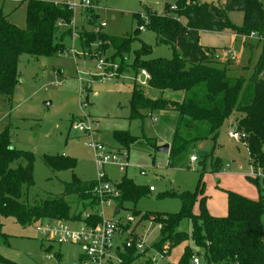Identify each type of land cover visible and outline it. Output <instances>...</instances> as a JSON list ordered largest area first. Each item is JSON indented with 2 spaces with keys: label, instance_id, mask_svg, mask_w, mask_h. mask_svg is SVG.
<instances>
[{
  "label": "trees",
  "instance_id": "1",
  "mask_svg": "<svg viewBox=\"0 0 264 264\" xmlns=\"http://www.w3.org/2000/svg\"><path fill=\"white\" fill-rule=\"evenodd\" d=\"M175 5L176 9L167 3L163 14L145 8L144 16L140 13L135 15L140 23L136 32L141 26L154 31L158 42L172 46L171 59H144L152 52V48L143 43L132 63L126 62L125 53H130L135 40L132 35L113 38L103 31L95 34L83 30L79 36L82 46L92 50V44L101 41L104 52L112 50L111 58L119 62L121 73L132 72L137 75L141 70L148 72L150 79L146 85L158 91V95H149L141 82H135L130 117L142 118V109L177 112L170 143V164H174L202 140L213 141L215 150L225 121L234 112H239L241 116L237 119L236 128L247 135V148L255 165L264 166V44L249 87L242 96L248 86L246 79L228 73L235 60L223 56V49L204 46L200 42L201 31L230 32L244 37L256 34L264 42V1L226 0L209 3L206 0H177ZM233 11L244 14L242 25H236L230 19L229 13ZM73 14L66 1L28 0L27 26L22 29L0 11V100L11 103L13 99L20 82L18 62L22 54L52 57L66 50L62 40L71 36L72 29L68 25L73 21ZM89 16L90 22L98 18L95 13ZM59 22L67 27L60 34L62 27L59 28ZM10 129V125H6L0 131V244L9 246L10 237L3 231L2 218L11 217L27 227L46 220L78 221L86 211H91L93 215L87 221L93 225L100 223V200L91 191L96 181L84 182L74 177L66 185L63 195L34 205L22 201L24 190L35 183V156L32 151L14 147ZM114 137L124 147L136 140L126 131H115ZM45 161L55 170L74 169L77 165L75 158L60 154L46 155ZM214 164L215 170L219 171V162ZM115 186L120 192V196L115 199L118 209L123 207L125 201H136L147 193L146 187L127 177H123ZM72 193L83 201L77 204L80 208L77 212L66 199V195ZM226 193L229 207L226 216L210 214L205 198L200 201V212L195 214L192 209L196 194L182 193L183 208L179 212L154 216V222L161 225L162 234L154 245L155 249L167 250L169 254L173 247L191 240L199 250L194 251L187 244L179 264H189L194 254L203 255L207 264H264V193L260 189L258 200L236 191L227 190ZM133 213L141 214L137 210H133ZM149 216L146 213L142 218ZM183 220L191 223L189 233L178 230ZM143 255L135 248H126L121 255L122 264H148L149 260ZM3 263L15 264L0 253V264Z\"/></svg>",
  "mask_w": 264,
  "mask_h": 264
},
{
  "label": "rangeland",
  "instance_id": "2",
  "mask_svg": "<svg viewBox=\"0 0 264 264\" xmlns=\"http://www.w3.org/2000/svg\"><path fill=\"white\" fill-rule=\"evenodd\" d=\"M27 1L0 0V11L8 15L18 27L25 29ZM52 1L74 3V0ZM176 1L94 0V8L78 6L73 14V21L79 26L78 35L72 37L71 32V36L68 35L62 40L67 51L52 57L22 54L18 62L20 82L13 99L11 103L0 100V131L10 125L14 147L32 151L35 156V183L24 190L22 201L34 205L63 195L66 185L72 182L74 177L84 182H92L100 179V172H104L108 182L113 185L119 183L123 177L133 179L138 185L146 187L147 193L136 201H125L121 209H117L116 202L104 204L100 212L109 219L116 215H132L135 219L132 227L136 228L138 235L145 241L150 257L158 259L160 264H179L187 244L191 245L194 251L199 250L190 240L173 247L166 260H161L155 253L154 245L161 239L162 234L160 224L153 222L151 217L156 214L179 212L183 208L182 193L196 194L192 209L195 214L200 212V201L205 198L207 210L214 216L228 214L227 190L236 191L254 200L260 198L259 185L251 176L255 163L250 157L247 144L243 140L236 141L229 135L231 131H237L236 122L241 116L239 112H234L225 121L215 150L213 141L202 140L174 164H170L169 153L161 152L158 148L172 142L177 112H151L142 109V118L131 119L132 90L135 82L140 83V80H137V77L141 78L140 74L124 73L122 78L111 81H93L85 93L79 90L77 69L96 72L95 59L89 56L84 58L82 55L84 51L89 50L82 46L80 31L93 30L96 25L105 22L106 26L102 31L113 38L132 35L135 40L130 53H125V58L127 56L128 59L126 62L132 63L136 51L143 43L152 48V52L144 56V59H171L172 46L158 42L154 31L141 26L136 32L140 23L135 15L140 13L144 16L145 8L163 14L167 3L173 7ZM206 1L211 3L226 0ZM92 13L98 15L93 23L89 21V15ZM61 27L63 31L67 30L64 25ZM61 29L58 34L62 33ZM263 44V40L258 36L233 37L230 51L237 57L229 67L228 73L246 79L248 86L242 96L249 87L255 66L263 53ZM72 49L76 53H73ZM226 49L221 51L223 56H227L224 52ZM56 71H60L61 76L57 77ZM142 87L149 95H158V91L148 85ZM88 116L93 122V139L118 154L120 162L126 165L125 170H121L120 165L115 163H108L103 169L97 167L93 151L86 145L91 139L90 136L73 127V124L83 118L86 120ZM115 131L129 132L136 140L124 147L116 141ZM59 154L75 158L76 167L67 170L50 168L45 161L46 155ZM191 156L197 157V161L191 163ZM216 161L221 166L219 171L215 170ZM150 186H153L155 191H148ZM66 199L72 203L74 210L77 209L76 212L80 210L77 204L83 201H80L77 194H67ZM133 210L141 214H134ZM146 213L150 216L142 218ZM2 224L3 231L10 237L9 246L0 244V253L15 264H73L79 259L78 245L46 239L39 234L36 224L23 227L11 217L2 218ZM191 229L188 220H183L178 228L179 231L188 233ZM262 234L264 238V216ZM127 238L128 234L125 233L119 240L116 239V242L123 244ZM167 243L169 242L165 244Z\"/></svg>",
  "mask_w": 264,
  "mask_h": 264
},
{
  "label": "built area",
  "instance_id": "3",
  "mask_svg": "<svg viewBox=\"0 0 264 264\" xmlns=\"http://www.w3.org/2000/svg\"><path fill=\"white\" fill-rule=\"evenodd\" d=\"M66 3L73 11H75L78 6L86 8H94L93 6H95L91 0H74L73 4L69 3V1H66ZM173 8L176 9L177 6L174 4ZM58 24L60 27L64 25L62 22H59ZM68 26L72 29V37L76 34L78 35L77 29L79 26L76 25L75 20ZM105 26L106 23L101 22L100 25H96L93 30L90 31L95 34H99ZM251 36L257 35L252 34ZM92 46V50H89L88 52L84 51L82 55L84 58L89 56L91 59H95L96 72H92L90 69L85 71L79 68L77 69V81L79 83V90L81 93H85L91 87L93 81L98 80L107 82L116 78H122L124 74L120 72L119 62L114 61L110 54L103 51L101 48V41H96L92 44ZM66 51L67 50H64L59 53L62 54ZM71 51L76 53L74 49ZM224 52H226V55L230 59L235 60L237 57L228 49ZM140 75L141 77H144V81H142L139 77H137V80L139 79L143 85L146 84L150 79V75L146 70H141ZM84 119L85 118L73 124V127L77 131L90 136L91 139L86 143V145L92 149L97 167L103 169L108 163H115L120 165L121 170H125L126 165L120 162L118 154L114 153L113 150L109 149L102 142L95 141L93 139V122L90 120V117L88 116L86 117V120ZM229 135L232 139L236 141L243 140L245 144H247V135L245 133L235 130L231 131ZM190 161L191 163L197 161V157L191 156ZM251 176L258 183L260 189L264 193V166L255 165ZM106 178L105 173L100 172V179L96 180V184L91 189L92 194L100 200L98 210L99 216L101 217L100 223L96 225L90 224L87 220L92 217L93 212L86 211L78 221L69 222L64 220H46L38 222L36 224L37 231L39 234L51 241L59 243L70 242L78 245L80 248L79 259L73 264H122L123 259L121 255L126 251V248H135L138 252L144 254L143 256L149 260L148 264H160L158 259L150 257L149 249L145 241L138 235L136 228L132 227V223L135 222L132 215L120 217L119 215H116L114 218L109 219L105 218L103 214H101L100 208L104 204L109 205L112 202H115V199L120 196V192L117 190L115 184L113 185L109 183L108 180L103 181V179ZM149 189L152 191L155 188L150 186ZM151 218L154 222V217ZM139 223H141V220ZM125 233L128 234V238L123 244H118L116 239L119 240ZM121 247L123 248L122 251L120 250ZM155 253L161 260H166L167 250L159 251L155 249ZM189 264H207V262L204 260L203 255L194 254L191 257Z\"/></svg>",
  "mask_w": 264,
  "mask_h": 264
},
{
  "label": "crops",
  "instance_id": "4",
  "mask_svg": "<svg viewBox=\"0 0 264 264\" xmlns=\"http://www.w3.org/2000/svg\"><path fill=\"white\" fill-rule=\"evenodd\" d=\"M223 2H225V1H223ZM242 14H243L242 12L233 11V12L229 13V17L232 20V22L235 23L236 25H242L243 19H244V14L243 15ZM59 28H60V26H59ZM234 36H236V35H234L230 32L201 31L200 32V42L204 46L216 47V48H221V49L227 48L228 50H230V46L233 42ZM107 53L111 55L112 50H109ZM56 74H57V77L61 76L60 71H56ZM153 191H155V189L150 191V192H153ZM250 198L253 199L252 197H250ZM117 209L115 212L116 214L118 213Z\"/></svg>",
  "mask_w": 264,
  "mask_h": 264
},
{
  "label": "water",
  "instance_id": "5",
  "mask_svg": "<svg viewBox=\"0 0 264 264\" xmlns=\"http://www.w3.org/2000/svg\"><path fill=\"white\" fill-rule=\"evenodd\" d=\"M141 80L144 81V77H141ZM159 151L169 153L170 151V144H164L158 148Z\"/></svg>",
  "mask_w": 264,
  "mask_h": 264
}]
</instances>
